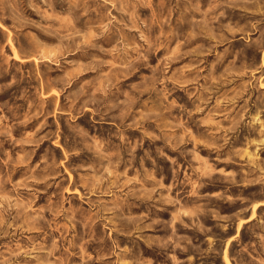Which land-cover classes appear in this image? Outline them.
I'll use <instances>...</instances> for the list:
<instances>
[{
  "label": "rangeland",
  "instance_id": "obj_1",
  "mask_svg": "<svg viewBox=\"0 0 264 264\" xmlns=\"http://www.w3.org/2000/svg\"><path fill=\"white\" fill-rule=\"evenodd\" d=\"M0 264H264V0H0Z\"/></svg>",
  "mask_w": 264,
  "mask_h": 264
},
{
  "label": "bare ground",
  "instance_id": "obj_2",
  "mask_svg": "<svg viewBox=\"0 0 264 264\" xmlns=\"http://www.w3.org/2000/svg\"><path fill=\"white\" fill-rule=\"evenodd\" d=\"M70 180V179H69Z\"/></svg>",
  "mask_w": 264,
  "mask_h": 264
}]
</instances>
